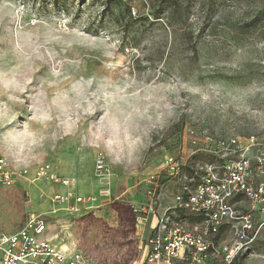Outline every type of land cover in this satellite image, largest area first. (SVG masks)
<instances>
[{"label":"rangeland","instance_id":"1","mask_svg":"<svg viewBox=\"0 0 264 264\" xmlns=\"http://www.w3.org/2000/svg\"><path fill=\"white\" fill-rule=\"evenodd\" d=\"M232 135L264 142V0H0V156L16 171L4 231L40 214L57 245L141 264L133 207L151 205L150 177L169 154L210 162L208 137ZM44 162L91 208L54 203L61 185L34 180ZM256 231L235 264H264Z\"/></svg>","mask_w":264,"mask_h":264},{"label":"built area","instance_id":"2","mask_svg":"<svg viewBox=\"0 0 264 264\" xmlns=\"http://www.w3.org/2000/svg\"><path fill=\"white\" fill-rule=\"evenodd\" d=\"M208 141L210 162L169 154L164 170L150 177L151 205L133 207L137 226L147 220L148 208L156 216L143 241L141 264H235L243 247L254 241L257 228H264V142L254 135L246 142L237 135L209 136ZM96 167L100 174L107 170L101 154ZM36 169L34 180L69 187L51 196L57 205H67V213H77L83 204L89 209L96 201L94 196H76L72 179L59 177L50 163ZM20 172L27 175L29 169L22 166ZM15 182L16 171L0 156V187L11 188ZM244 199L250 200L247 212L239 209ZM30 216L14 232L0 227V264H97L81 249L57 245L44 216ZM228 231L235 232L234 238L224 239Z\"/></svg>","mask_w":264,"mask_h":264},{"label":"crops","instance_id":"3","mask_svg":"<svg viewBox=\"0 0 264 264\" xmlns=\"http://www.w3.org/2000/svg\"><path fill=\"white\" fill-rule=\"evenodd\" d=\"M70 179H72V183L71 184H72V187H73V190H74L75 189L74 188V186H75L74 179L73 178H70ZM61 188H63L62 192L67 191L69 189L68 186H64V185H61ZM83 206L86 207V205H83ZM155 221H156V216H154V215L148 216L147 220L142 225H138V227L142 226L144 228V231H148V233H147V236H148L151 233L152 229H153Z\"/></svg>","mask_w":264,"mask_h":264},{"label":"bare ground","instance_id":"4","mask_svg":"<svg viewBox=\"0 0 264 264\" xmlns=\"http://www.w3.org/2000/svg\"><path fill=\"white\" fill-rule=\"evenodd\" d=\"M64 247H66L65 245H63Z\"/></svg>","mask_w":264,"mask_h":264}]
</instances>
